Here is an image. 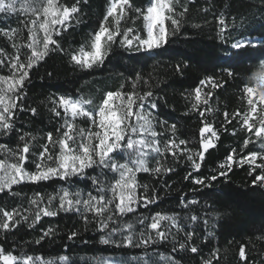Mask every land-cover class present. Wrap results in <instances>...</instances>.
Returning <instances> with one entry per match:
<instances>
[{"label": "trees", "instance_id": "1", "mask_svg": "<svg viewBox=\"0 0 264 264\" xmlns=\"http://www.w3.org/2000/svg\"><path fill=\"white\" fill-rule=\"evenodd\" d=\"M62 2L71 3V0ZM132 3L134 7L145 9L149 0H132ZM107 6L108 0H87L86 4L81 5L79 23H74L60 40L66 52L79 48L89 40ZM175 7L177 12L184 7L188 9L183 22V34L162 49L138 52L114 48V54H110L102 66L92 70L74 68L63 53L50 55L30 73L24 111L17 112L15 117L16 130L8 136L0 135V144L15 148L19 143V134L23 133L36 135L38 144L44 143L42 137L49 131L56 138L55 128L60 127L63 121L56 119L49 110L53 96L67 93L91 99L92 110L100 105L107 92L119 90L122 84L127 91L126 78H135L138 74L143 81H147L146 85L138 86V90L142 93L151 88L154 92L152 100L156 102L157 108L152 110V115L156 123L155 130L162 133L161 148L173 136L171 125L175 124V138L187 140L188 149L195 152L199 145L201 117L191 107L194 89L199 86L201 79L214 76L222 87L202 86L201 91L202 96L208 91L213 93L209 100L212 110L205 114L204 119L213 123L218 130L219 139H213L215 147L205 153L199 171L193 169L184 157L177 161L170 155L156 156L155 159L173 171L159 178L151 173L137 175L141 185H148L147 194L158 199L147 208L141 205L127 219L135 222L137 217H150L156 212L179 213L185 227L179 233L173 228L171 231L175 239L170 235L168 241L163 246L157 245V248L159 253L167 255L174 245L184 242L185 231L194 232L192 243L200 251L198 254L180 253L176 257L180 264H202L203 260L212 258L214 252L218 255V262L213 260V264H264V187L252 185L253 176L259 173V169L257 173L249 175L248 165L240 167L238 164L240 157L249 151H261V143H249L244 148L248 133L241 127L239 117L234 118L232 115L237 110L241 113L247 110L242 89L246 83L251 84V77L260 71V63L264 61V42L258 43L255 49H230L220 40L221 26L217 22L220 16L225 18L228 29L224 35L228 44L242 36L258 39L255 42L264 41V0H179ZM23 19V15L9 17L0 14V29L19 30L14 41L0 35V48H4L7 53L5 58L15 55V49L11 47L13 42L22 44L27 39V32L22 30L23 25L20 23ZM126 27H132L142 37L145 35L142 18L127 24L121 22V28ZM24 51L21 50L22 60ZM177 64L182 65L179 73L175 69ZM226 69L231 70L233 76H228ZM8 74L6 69L0 70V75ZM32 107L38 110L35 116L28 111ZM224 112L229 114L230 124L225 121ZM258 112L264 114V107L258 105ZM75 123L78 128H89V121L84 117L77 118ZM222 124L227 131L221 128ZM233 150L237 163L232 165V171L226 179L219 178L211 182V187L193 182L194 178L208 177L222 170L219 166L226 162ZM261 162L264 161H257ZM154 164L155 160L150 159L149 166ZM29 170L35 169L29 166ZM67 186L59 178L40 183L25 182L15 186L11 193H0V208L30 209L29 201L35 198L36 193L46 197ZM73 187L82 191L93 190V185L84 177L77 178ZM140 194L143 195V191ZM187 201L198 203L189 204L185 211L183 208ZM190 215L197 216V221L189 220ZM203 220L208 221L206 225L202 223ZM49 227L54 229V233L41 239L42 231ZM140 230L137 227V231ZM72 231L79 233L78 238L68 239ZM100 235L92 225L85 226L80 222L78 216L61 213L58 217H43L34 228L22 222L12 232L0 231V243L4 244L7 251L43 257L53 264H98L101 259L108 258L136 264L133 258L144 256L141 248L120 249L104 245L100 242ZM37 240L40 242L36 243ZM241 246L245 247L246 260L239 256ZM148 251L153 260L160 259L152 249ZM62 256H67L68 260H60Z\"/></svg>", "mask_w": 264, "mask_h": 264}, {"label": "snow or ice", "instance_id": "2", "mask_svg": "<svg viewBox=\"0 0 264 264\" xmlns=\"http://www.w3.org/2000/svg\"><path fill=\"white\" fill-rule=\"evenodd\" d=\"M87 0H71V3L62 0H0V14L12 17L23 15L20 20L23 31L27 32V39L22 44L13 42L15 55L5 58L7 53L0 48V70H7L8 75H0V135L8 136L16 130V114L24 111V102L27 97L26 88L31 80L30 73L35 67L52 54L63 53L69 63L80 70H92L102 66L114 48L125 51H153L162 49L169 42L182 33L183 22L188 9L177 12L175 5L179 0H149L145 9L134 7L132 0H108V6L98 23V27L91 34L88 41L79 48L67 52L60 40L64 32L74 23L78 24L81 15V5ZM143 19L145 35L142 37L132 27L121 28V22L127 24L135 19ZM220 40L230 49L237 51L255 49L258 43L254 40L241 37L228 44L225 31L228 24L223 16L218 18ZM0 35L14 41L19 30L0 29ZM24 59H21V50ZM183 67H187L184 65ZM181 72L182 65L175 66ZM228 76H233L227 70ZM51 75V73H49ZM130 81V83H129ZM251 84L246 83L242 89V99L246 100L247 110L241 113L237 110L233 117H239L241 127L248 133L243 147L249 143H261V151H249L241 156L238 162L240 167L247 164L249 175L253 176L252 185L264 187V114L258 112V105L264 107V61L260 63V71L251 77ZM128 90L121 85L117 91H109L100 105L90 110L93 101L79 96L55 95L50 100V112L58 120L63 121L60 127L53 132H47L42 137L43 144H38V138L32 133L19 134V143L15 148L0 144V193H11L15 186L25 182L40 183L59 178L68 184L58 192L44 196L36 193L29 201L30 209L23 211L18 208H0V231L12 232L19 228L22 222L34 228L43 217H58L61 213L78 216L85 226L92 225L100 235V242L112 245L114 248H141L144 250L142 258H133L136 264H180L176 257L182 252L198 254V247L192 243L194 232L185 231L184 242L174 245L170 253L161 254L157 245L163 246L172 235L175 228L179 233L185 226L179 213L165 214L156 212L150 217H137L135 222L127 219L134 215L137 209L157 201L158 197L149 196L148 185H141L137 180L139 173H151L156 177L171 173V167L155 159L156 156L170 155L173 160L181 157L190 162L191 167L199 171L204 161L205 153L214 148L213 139H219L218 130L213 123L207 122L205 114L212 109L209 100L213 93L206 92L202 96V86L212 88L222 87L214 76H208L199 81L194 89V103L192 110L201 117L199 129L198 150L191 152L188 141L175 138L176 125H171L173 136L166 140L161 148L162 133L155 130L156 123L152 110L157 108L152 100L153 90H138V86L147 84L136 74L135 78H126ZM28 111L37 115V108ZM225 121L231 123L229 114L223 113ZM84 117L89 121V128H78L75 121ZM257 117H259L257 121ZM225 131L227 129L221 125ZM235 134V132H233ZM255 137V140H253ZM233 154H229L226 162L219 166L220 171L208 177L194 178V183L203 187H211L219 178H227L232 171V165L237 163ZM34 157V159H32ZM119 158V159H118ZM150 159L155 160L154 166H149ZM123 162H120V161ZM34 167V171L29 170ZM95 173V175H90ZM191 176V173L188 174ZM111 176L110 180L105 179ZM84 177L93 185L92 191H82L73 187L77 178ZM188 177L186 176L185 179ZM143 191V195L140 192ZM198 201H187L183 210L189 204ZM30 215L25 214L29 213ZM198 217L190 215L189 220L195 222ZM203 220V224H207ZM139 227L140 231H137ZM54 233L49 227L42 231L41 239ZM79 233L72 231L68 239L78 238ZM40 241L37 240L36 243ZM152 249L158 260L149 255ZM239 256L246 260L245 247L239 249ZM60 260L67 261V256ZM218 262V255L214 252L212 258L202 261V264ZM0 264H53L43 257H34L26 253L7 251L0 243ZM98 264H132V261L101 259Z\"/></svg>", "mask_w": 264, "mask_h": 264}, {"label": "rangeland", "instance_id": "3", "mask_svg": "<svg viewBox=\"0 0 264 264\" xmlns=\"http://www.w3.org/2000/svg\"><path fill=\"white\" fill-rule=\"evenodd\" d=\"M252 40L257 41L258 39H252ZM258 143H260V142H258ZM260 145H261V144H260Z\"/></svg>", "mask_w": 264, "mask_h": 264}]
</instances>
